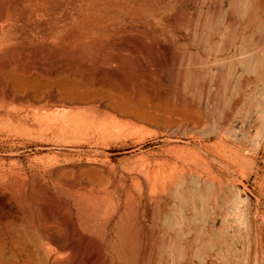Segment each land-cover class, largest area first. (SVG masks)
<instances>
[{
	"label": "rangeland",
	"instance_id": "obj_1",
	"mask_svg": "<svg viewBox=\"0 0 264 264\" xmlns=\"http://www.w3.org/2000/svg\"><path fill=\"white\" fill-rule=\"evenodd\" d=\"M251 4L0 0V264H264Z\"/></svg>",
	"mask_w": 264,
	"mask_h": 264
},
{
	"label": "bare ground",
	"instance_id": "obj_2",
	"mask_svg": "<svg viewBox=\"0 0 264 264\" xmlns=\"http://www.w3.org/2000/svg\"><path fill=\"white\" fill-rule=\"evenodd\" d=\"M233 3L240 4L244 7H251V0H233ZM250 60L255 61V78H254V83L256 84L262 79V76L264 75V55L263 56H251ZM9 64H5L4 68L9 67ZM200 76L198 73H194L192 71L187 72L185 75V82L192 83L201 80ZM4 207L7 209V213L14 216V206L11 204L10 201H6V199L3 200ZM84 212H87V209H83ZM97 212H101V209H96ZM7 226L12 227V233L10 237H8V241L2 240L0 242L1 245V256L5 257L6 255L10 256L11 258L15 256L14 253H22L23 250L27 249V245L24 242H21L20 240L17 239L16 235V229L14 227H17L15 223H6ZM127 226V225H125ZM118 228V227H117ZM119 227L118 229H120ZM92 229H93V222L91 219H87L85 223L81 226V234L83 235V238L87 240H91L90 235L92 234ZM121 230V231H120ZM118 232L117 240L115 243L112 244V249L114 253L116 254L119 262L122 263V259L130 261L132 258L131 256H127L126 258L123 257L121 254L123 251L122 245L125 242V234H127V231H124L123 229H120ZM86 233V234H85ZM56 241V238H54ZM177 253L186 260L190 255H191V250L188 247H182L180 244L176 246ZM30 257V255H29Z\"/></svg>",
	"mask_w": 264,
	"mask_h": 264
}]
</instances>
